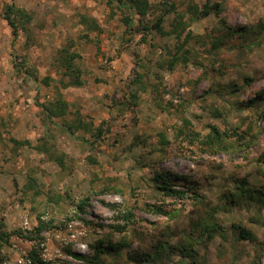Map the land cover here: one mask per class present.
<instances>
[{
	"label": "rangeland",
	"instance_id": "374dc122",
	"mask_svg": "<svg viewBox=\"0 0 264 264\" xmlns=\"http://www.w3.org/2000/svg\"><path fill=\"white\" fill-rule=\"evenodd\" d=\"M148 2L130 29L109 0H0V264H98L76 255L124 242L99 264H264V0ZM7 3L33 17L17 38ZM211 126L220 151L180 136Z\"/></svg>",
	"mask_w": 264,
	"mask_h": 264
},
{
	"label": "trees",
	"instance_id": "16d2710c",
	"mask_svg": "<svg viewBox=\"0 0 264 264\" xmlns=\"http://www.w3.org/2000/svg\"><path fill=\"white\" fill-rule=\"evenodd\" d=\"M110 5L112 4H116L118 8H120L122 11H126L128 12V15L124 18V23L125 25L132 29L134 26V13L133 11H135V9L137 11H140L141 14V21L143 20V18L147 15V13L150 10V5L148 0H109ZM220 7V6H218ZM220 9V8H219ZM209 13V8L206 6V11H205V15H207ZM3 16L5 18V20L8 22V24L13 28V35L15 38H17L19 36V32L22 31H27V25L26 23L30 24L33 21V17L32 15L25 9L18 7L15 4H11V3H7L4 6L3 9ZM164 19V15L161 16L159 18V23L155 26V28L157 30H161V25ZM184 20L183 17L180 18V21ZM177 25H180L179 21L176 22ZM147 31H150V28H146ZM65 67L67 69V74L69 75L71 72H75L76 70L73 68L74 66L72 65V62L70 60H66L65 62ZM67 109L68 106L65 102H63L62 99H60L57 107H53V108H48V113L51 116L54 117H62L64 115H66L67 113ZM180 136L184 138V140H187L188 143L191 146H198L200 149H203L204 152H209L212 150H216V151H220V149H224V145L228 142V138L229 135L226 133H221L220 129H218L215 126H211V131L207 134V135H201L199 132H194L191 135L186 134L184 131L180 132ZM162 140L164 143L169 144L166 140V138L164 136H162ZM46 152H49L48 148L46 147ZM63 158L64 157H59L56 160H58L59 162H63ZM176 180L181 179V177L179 176H174V174L170 173V172H164V171H156L155 176L153 178V182L156 184V187L158 190H160L164 195H167L169 197L172 198H176L178 199L179 196H182L184 193L175 189L172 185ZM262 190L257 191V192H253L252 195H256L257 197H262ZM193 199H195V201H199L200 200V196H192ZM88 200L86 201H82L81 203H79L78 210L81 213H84L86 211V206H87ZM114 207V206H113ZM160 210H158L157 212H159ZM133 218H134V214L132 212H128V214L125 216V218H122L124 221V224L122 226H118V230L120 232H127L128 228L133 224ZM49 225V223H44L41 219L39 220L38 225L35 227L34 231L32 232L35 236L34 237H38L39 234ZM239 233H240V237L243 240H253L252 238V234L246 230L245 228L239 226ZM23 231H15L13 233L10 234H5L6 235V242H8L9 239H11L13 236H17V237H21L23 235ZM4 235V234H3ZM4 238V236L2 237ZM1 238V239H2ZM31 238V237H29ZM34 239V238H33ZM4 240V239H3ZM127 245V242L122 243V245H120L118 248H115L113 246H111L112 249H114V251H116L115 255H121L122 253V249L123 247ZM111 248H104L102 246L100 247H96L95 248V255L96 257L94 258H88V257H84V256H79L76 255V257L78 259H88L89 262H93L94 260L96 261V263L99 264V261L101 259V256L104 255L105 253H111ZM107 251V252H106ZM31 258L33 259V262L35 264H50V263H46L44 260H42L37 251H33L30 254ZM128 259L134 260L136 262H139L140 257L139 258H135L131 255L128 256ZM141 259H145L142 258ZM142 261V260H140ZM146 261V260H145ZM101 264H105L101 263Z\"/></svg>",
	"mask_w": 264,
	"mask_h": 264
},
{
	"label": "built area",
	"instance_id": "2783aa9c",
	"mask_svg": "<svg viewBox=\"0 0 264 264\" xmlns=\"http://www.w3.org/2000/svg\"><path fill=\"white\" fill-rule=\"evenodd\" d=\"M19 264H32V260L26 254H22L20 260L18 261Z\"/></svg>",
	"mask_w": 264,
	"mask_h": 264
},
{
	"label": "crops",
	"instance_id": "0c3cea01",
	"mask_svg": "<svg viewBox=\"0 0 264 264\" xmlns=\"http://www.w3.org/2000/svg\"><path fill=\"white\" fill-rule=\"evenodd\" d=\"M29 5H27V7H28Z\"/></svg>",
	"mask_w": 264,
	"mask_h": 264
}]
</instances>
